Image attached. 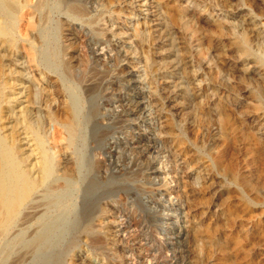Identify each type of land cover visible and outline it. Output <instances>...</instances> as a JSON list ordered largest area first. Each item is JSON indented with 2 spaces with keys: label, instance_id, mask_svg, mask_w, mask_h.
Listing matches in <instances>:
<instances>
[{
  "label": "rangeland",
  "instance_id": "obj_1",
  "mask_svg": "<svg viewBox=\"0 0 264 264\" xmlns=\"http://www.w3.org/2000/svg\"><path fill=\"white\" fill-rule=\"evenodd\" d=\"M88 1L89 6L94 4L88 15V19L95 15L91 23L72 21L60 31L58 70L48 72L30 62L34 33H29L19 38L6 58H0V72H5L0 81L8 79L15 87L14 113L24 109L44 120L48 151L62 158L57 174L71 169L89 173L82 185L84 211L102 204L106 210L95 213V224L97 216L104 215L101 222L107 221L115 234L118 226L123 235V244L118 237L108 244L113 259L107 264H264V86L257 61L264 57V43L256 31L264 27V0ZM31 2L27 7L37 0ZM168 13L177 17L172 27ZM63 18L58 15L57 21ZM136 20L145 21L146 54L132 48ZM243 34L254 55L246 61L229 45L232 37ZM177 42H183V53L190 54L185 69L175 57ZM63 60L69 61L76 75L69 92L82 104V133L71 149H66L63 134L58 150L50 144L55 123L48 113L59 108L61 112L66 101L68 90L61 92L57 84L62 80ZM81 77L85 84L92 83L90 94L78 83ZM49 91L53 92L48 95ZM30 96L37 103L30 104ZM11 112H4L2 133L10 126L6 114ZM224 114L230 117L227 130L220 121ZM64 115L59 114L57 123ZM96 159H102L101 172L95 171ZM76 251L68 261L105 264L84 242Z\"/></svg>",
  "mask_w": 264,
  "mask_h": 264
},
{
  "label": "bare ground",
  "instance_id": "obj_2",
  "mask_svg": "<svg viewBox=\"0 0 264 264\" xmlns=\"http://www.w3.org/2000/svg\"><path fill=\"white\" fill-rule=\"evenodd\" d=\"M31 1L32 0H0V50L2 51V53H0V58L2 59V57H5L6 54L8 55L9 52H12V50L17 48V41L19 40V38L23 39V37L28 35L29 33H34V35H33L34 38H33V40L31 39V42H30L31 46L29 48L30 55L28 57L30 59V62H36L37 64L39 63V65L41 67L43 66L42 68H44L48 72L49 71L53 72V71H56V69L59 66L58 64L56 65V63L58 62V59H59V54H60L59 52H61L59 50L60 49V38H59L60 37V31H62L63 28L68 29V27H70L72 21H75V22L81 21L82 22V20L83 21L85 20L86 23L90 24L91 23L90 20H93L95 18L94 17L95 15L93 14L94 15L93 18L88 19L89 18L88 15L90 13L89 9L94 4H91V6H89L88 0H37L36 4L32 5V7L29 8V7H27L26 3L32 4ZM127 1H129V0H127ZM110 3H111V1H110ZM95 10L96 9H94V11ZM58 15H63V17L66 16V19L63 18L64 20H62V21L59 20V21H61V22H59V21H57ZM157 15H159V14H157ZM168 18H169L168 21L170 22V24L169 23L168 24L171 25V27H172V24L176 22L177 17L174 14L168 13ZM142 22H141V20H140V22L136 20L132 25V27H133L132 31H133V36H134L133 38H135L134 47H132V48H134L135 50L143 51L145 53L147 51H144V50H147L146 47H148L147 46L148 43H147V39H146V36L144 34V31H143L144 30L143 24L145 21L143 22V24H142ZM216 26L218 28H220L221 24L219 22H217ZM166 27L170 28V26H168V25ZM155 31H156V29H155ZM168 31H171V29ZM256 31L260 35H262V37H261L262 40H260V41L264 43V27H263L262 31H259V30H256ZM160 32L161 31H159L158 37L160 35ZM165 33H167V32L163 31V35ZM255 36H256V34H255ZM158 37L155 36L152 38V40L155 41ZM102 38H104V37H102ZM107 38H109V37H107ZM105 39H106V37H105ZM20 42H23V41L20 40ZM150 42H151V40H150ZM35 43H37L36 45H39V50H38V47L36 45H35L36 47L33 46ZM102 44L103 43H101V45ZM181 44H183V42H179L176 46L177 47V54L175 57L177 58V60L179 62H181L183 68L185 69L188 66L187 65L189 62L188 56L190 54L188 56L186 54H184L186 51H184L182 49ZM248 44L249 43H247V35H245V34L240 35V36H234L229 41L230 47L232 49H234V51H236L240 57L244 58V60L254 56V55H252V52L250 51L251 47H249ZM261 46L263 47V45H261ZM225 48H227V47H225ZM61 50H62V55H64L65 53H63V52L65 50L64 51H63V49H61ZM20 51H21V49H20ZM25 51H28V50H25ZM132 51H134V50H132ZM137 52H139V51H137ZM27 54H29V52ZM27 54H25V55H27ZM172 55H173V53H172ZM7 57H9V56H7ZM28 57H26L27 60H28ZM37 58L39 59V62H37L38 61ZM63 61H65V62H63ZM63 61H60L61 62L60 66L62 67V73H61L62 78H60L61 76L59 77L62 80H60V82H58L57 84H60L61 85L60 87L63 88V90H61V92L64 91L63 93H65V91L68 90L65 93L66 94V101H64V103L62 105V110H61V112H64L65 115L60 120V122L57 123V120H58L57 118L59 117V114L61 113L59 111L60 108L58 110L55 109L56 112H49L50 114L47 112L49 110H47L46 112L48 113L49 120H51L55 123V124H53L51 132L49 133V140L51 142V143L50 142L49 143L53 144L56 147L57 144L59 143V141L62 140V135L64 134L66 136V138H64V139H66V144L64 143L66 145V149L67 148L71 149L73 147V145L75 144V142H78V141H76V138L79 135L78 132H81V130L79 131V123L82 121L79 118L81 117V115H80L81 110L80 109L82 108V106H81L82 104L80 102V98H78V96L76 94H72L71 92H69V90H70L69 85L71 84V82L73 80L74 74L72 75V73L70 71L69 61L68 60H63ZM143 61H144V64H146V65L149 64V58L147 56H145L143 58ZM257 61H258L259 65H261V67H262L261 70H263V76L261 78V82H262L261 84H263V86H264V57H263V59H257ZM3 64H5V63H3ZM148 67H149V65H148ZM4 69H5V67H4ZM144 69H145V67H144ZM13 70H15V69L13 68ZM146 70H148V69H146ZM189 70L187 72H189ZM15 71L18 72L19 70H15ZM15 71H13V72H15ZM3 72H0V78L2 75L1 73H3ZM7 74H8V72H7ZM11 76H12V71H11ZM181 76H182V74H181ZM74 78H75L74 80H76V75ZM83 79H84V77H83ZM83 79L81 77V80H79L78 83L84 84V89H83L84 93L87 92V94H90L89 92L92 91V88L90 87V86H92V83L90 85H87V84H85L86 80L84 79L85 81L83 82ZM7 80L1 79V81H0V264H75L71 258H70L71 259L70 261H68L69 259L67 260V258L69 256H71L72 253H75L76 249L79 247L81 242H84L85 245L90 250H92L93 252H98L101 260H103V259L106 260L104 262L105 264H107V262L111 263L110 261L113 259L112 258L113 256L112 255H111L112 257L108 256L107 246H109L108 244L112 243L110 241H114L115 240L114 238H116V237H118L117 238V240L119 241L118 243L121 242L123 244V238H122L123 235L121 236L122 232H121V234H119L120 230H118V228H117L118 226L116 227V229H117L116 233H118V234H115L114 229L112 231V227L107 224V221H106V224L104 223L105 221L101 222L104 215L97 216L98 220L97 219L96 220L98 223L95 224L96 222H94V220L92 219L93 216L95 215V213L99 212V213L104 214V210H106V209H104V207H100V206H103L102 204L100 205V203H99L100 206L96 205V208H94V210H92L91 212H90V209H89V211H84V208H83L84 190L82 188V185H83V181L86 180L85 178L87 177V175L89 173L80 174V172L70 168L71 170H69V171H67L65 169L66 171H62L61 173L57 174V171H58L57 170V164L59 163V160H61L62 158L60 159L59 156H58V158H54L48 151V148L46 145V143H47L46 139L47 138H45L42 134V129H43L42 127H43V123H44L43 121L44 120L43 121H41L40 119L37 120L35 118L36 116L34 117L35 113L28 111V110H24V109L19 111V113H14L12 101H15V102L17 101V99L15 98L16 96L15 97L13 96L14 95L13 90L15 87L12 88L13 84L11 82H8L9 80L8 81ZM77 80H78V78H77ZM99 80H100V78H99ZM76 82L77 81H75V83ZM9 83H11L12 86ZM86 83H87V81H86ZM15 84H17V83H15ZM96 85H97V83H96ZM169 85H171V84H169ZM188 86H190V85H188ZM173 87H174V84H173ZM82 88H83V86H82ZM176 88H178V87H176ZM187 89H189V88H187ZM55 90H57V89H55ZM263 90H264V88H263ZM95 91H96V89H95ZM153 91L155 92L154 89H153ZM156 92H157V89H156ZM188 92H189V90H188ZM31 93L33 94L32 91H31ZM51 93L49 91L48 95H50ZM34 96H36V94L33 95V97ZM63 96H65V95H63ZM48 97H50V96H48ZM87 97H88V95H87ZM89 97H91V96H89ZM158 97L159 96H157V98ZM86 99L89 100L88 98H86ZM29 100H30V98H29ZM29 100H28V102H30V104L37 103L36 101L32 100V97H31V100L30 101ZM50 100H52V99H50ZM160 103H161V101H160ZM179 104H181V102ZM184 105L186 106V104H184ZM90 108H92V107H90ZM7 109H10V112L12 111L13 113L11 112L12 114H6L8 116V118H11L9 120L10 126L6 127L7 128V131H5L6 133H2L3 128H5L4 127L5 123L3 124V126L1 124L2 119L5 117L4 112L10 113V112H7L8 111ZM36 111H38V110H36ZM52 111H54V109ZM192 112H194V111H192ZM38 113H40V112H38ZM10 115H11V117H9ZM44 116L47 117L46 115H44ZM221 116H220L221 117L220 118L221 126L223 129L227 130V128L230 124V117H229V115H225V114L221 115ZM34 118L36 121L33 120ZM89 119H88V121H89ZM79 120H80V122H79ZM158 122H159V120H158ZM164 122H165V120H164ZM6 125H8V124H6ZM159 127H160V125H159ZM87 129H88V127H87ZM164 133H165V131H164ZM169 133H171V132H169ZM79 141H81V140H79ZM25 144H26V146H29V149L26 150V148H28V147L25 146L26 147L25 148L24 147ZM59 144H58V146L61 147ZM57 149L59 150V148H57ZM75 149L77 150V148H75ZM65 150H63V152ZM60 154L61 153L59 152V155ZM75 155H76V153H75ZM64 158H65V156H64ZM64 158H63V160H64ZM65 159H67V158H65ZM68 161H71V160L68 159ZM101 163H102V159L97 160L96 168H95L96 172L102 171L103 168L101 166ZM90 164H92V163H90ZM61 166H62V164H61ZM61 168H63V167H61ZM88 171H90V170H88ZM102 175L104 176V174H102ZM99 177H101V176H99ZM103 181L104 180H102L101 184H103ZM106 184H107V182H106ZM86 198H88V197H86ZM113 203H115V202L113 201ZM104 219H106V218H104ZM113 228H114V226H113ZM124 236H125V234H124ZM124 244H126V243H124ZM91 254H93V253H91ZM130 254H131V252H130ZM127 255H128V253H127ZM71 257H73V255ZM81 259H83V258H81ZM84 262L85 261H83V263Z\"/></svg>",
  "mask_w": 264,
  "mask_h": 264
}]
</instances>
